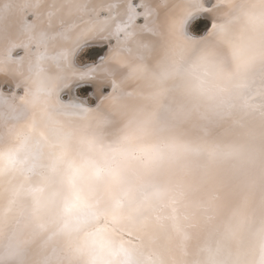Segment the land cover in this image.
Segmentation results:
<instances>
[{
  "label": "bare ground",
  "instance_id": "6f19581e",
  "mask_svg": "<svg viewBox=\"0 0 264 264\" xmlns=\"http://www.w3.org/2000/svg\"><path fill=\"white\" fill-rule=\"evenodd\" d=\"M149 3L143 58L85 74L89 113L62 56L87 15L32 39L0 17V264H264V0ZM198 6L215 27L193 40Z\"/></svg>",
  "mask_w": 264,
  "mask_h": 264
},
{
  "label": "snow or ice",
  "instance_id": "6c2138e0",
  "mask_svg": "<svg viewBox=\"0 0 264 264\" xmlns=\"http://www.w3.org/2000/svg\"><path fill=\"white\" fill-rule=\"evenodd\" d=\"M208 3L211 5V0H208ZM158 6H163V4ZM45 7L46 10L42 13L41 9ZM141 8L143 12H138L137 9ZM198 9L201 15L191 19L188 27L192 33L199 34L201 25H204L202 33H207L215 25L211 23L210 27L208 26L206 8L198 6ZM81 11L87 15V19L82 20L78 26H71L73 29L78 28V30L73 36L67 38L70 46L62 49V56L66 63L68 75L76 79V83L71 85L68 90L78 87L80 93H87L89 87L93 85L88 81L92 80L93 77H86V73L109 71L110 69H107L105 65L110 63L115 64L116 67H121V53L125 49L130 53L135 52L141 58L149 49L150 43L148 41L143 39L139 33L129 30L133 25L141 31L146 27L148 19L155 11L149 0H139L136 5H133L131 0L126 5L96 0L95 3L91 4V7L88 3H80V0H62L59 4L57 0H52L51 3H46V0H7L6 4L0 6V17L6 20L5 29L8 33H17L32 39L33 33L44 24L45 20L48 22V27H52L54 18L57 25H63L66 17ZM124 14H127V21L113 29V23ZM188 15L190 16L191 13L189 12ZM141 16L145 19V25L136 24V20ZM113 38L115 44L109 45L106 51L96 47V42L103 43ZM130 44L131 47H129ZM17 46L15 42H12L10 50ZM24 50L27 54V45H25ZM73 58H79L81 63L76 64ZM20 59L23 60V57ZM15 74H21L19 68L15 70ZM16 86L18 87V84ZM0 88L11 89L13 85L7 81H2ZM101 91L111 95L108 89L101 88ZM111 91L115 92V85ZM95 92L93 91V96H95ZM11 94L15 95L14 91Z\"/></svg>",
  "mask_w": 264,
  "mask_h": 264
},
{
  "label": "water",
  "instance_id": "95a60500",
  "mask_svg": "<svg viewBox=\"0 0 264 264\" xmlns=\"http://www.w3.org/2000/svg\"><path fill=\"white\" fill-rule=\"evenodd\" d=\"M207 8H210V5H207ZM198 16H200V15H198ZM197 16V17H198ZM207 21H208V26L210 27V24L212 23V20L211 19H209L208 17H207ZM210 31V30H209ZM208 31V32H209ZM208 32L207 33H200V34H194V33H192V32H188V35H189V37L191 38V39H193V40H201V39H203L207 34H208ZM102 45H104V46H106V48L108 47L107 46V44L106 43H102V44H99V43H96V46H102ZM106 48H105V50H106ZM77 88L78 87H75V92H77ZM102 88H104V89H108L109 91L111 90L110 89V87L108 88V86H104V87H102ZM92 93H93V87L91 86V87H89V94H90V96L92 97V98H94V102H93V104H88V102H87V99L88 98H86V97H82V96H79L78 94L76 95V94H74V96H75V99L77 100V101H80L81 103H83V105H82V107H83V110L85 111V112H87V113H89L90 111L92 112L95 108H97V101H98V99H99V96H93L92 95ZM101 94L102 95H104V94H107V93H105V92H101ZM86 101V102H85ZM97 105V106H96ZM258 105H260V107H263L264 106V103H262V101H259V103H258ZM96 106V107H95ZM198 189H196L195 191H193V194H196V196H198V199H199V201H200V203H199V205H204V204H206L207 203V201H201L202 199H205V198H203V196L204 195H202L203 193L205 194V192H206V189L208 188L207 186H203L202 187V190L200 191V188H199V186L197 187ZM205 197H206V195H205ZM192 209V208H191ZM197 214H195V213H192V215H189L188 217H187V219H186V223L187 222H189V219L190 218H193V220H194V222H198L199 220H198V218H195V216H196Z\"/></svg>",
  "mask_w": 264,
  "mask_h": 264
},
{
  "label": "rangeland",
  "instance_id": "374dc122",
  "mask_svg": "<svg viewBox=\"0 0 264 264\" xmlns=\"http://www.w3.org/2000/svg\"><path fill=\"white\" fill-rule=\"evenodd\" d=\"M189 28H190V27H189ZM203 28H204V25H201V32H200V33H202ZM190 30H191V29H190ZM200 33H199V34H200ZM107 46H108V45H107ZM96 47L101 48V49H103V50H105V48H106V46H104V45H102V46H96ZM106 50H107V48H106ZM106 50H105V51H106ZM81 51H84V49H81ZM93 58H95V57H93ZM77 61H78L79 63H81V61H80L79 58H77ZM76 94H78L79 96H82V97H86V98H88L87 101H88L89 103H93V102H94V98H92V97L90 96V94H89V89H88L87 93H80V92L78 91V88H77V92H76ZM62 96H63V94H62ZM64 97L67 98V93H64Z\"/></svg>",
  "mask_w": 264,
  "mask_h": 264
}]
</instances>
